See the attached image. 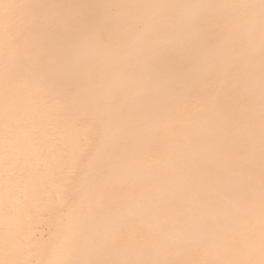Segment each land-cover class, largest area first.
<instances>
[{
  "label": "snow or ice",
  "instance_id": "obj_1",
  "mask_svg": "<svg viewBox=\"0 0 264 264\" xmlns=\"http://www.w3.org/2000/svg\"><path fill=\"white\" fill-rule=\"evenodd\" d=\"M173 7L0 0V264H264V0ZM161 28L183 41L162 44ZM169 54L179 64L161 76ZM53 105L61 140L45 126ZM162 123L185 146L193 127L210 142L185 158L203 196L180 227L159 214L166 194L124 202L122 177L177 168L145 167ZM211 204L223 211H200ZM49 213L38 244L30 221Z\"/></svg>",
  "mask_w": 264,
  "mask_h": 264
},
{
  "label": "bare ground",
  "instance_id": "obj_2",
  "mask_svg": "<svg viewBox=\"0 0 264 264\" xmlns=\"http://www.w3.org/2000/svg\"><path fill=\"white\" fill-rule=\"evenodd\" d=\"M14 3H121V4H144V5H173L170 9L164 10L169 16H179L190 11L189 9L179 7L183 5L192 4H237L250 3L258 4L259 0H11ZM156 39L162 44H167L170 40L181 42L184 37L173 34L170 28H161L156 33ZM258 46V40H257ZM192 55H195L193 53ZM223 65H230L233 63V56L226 54L220 59ZM179 64V57L173 54L165 55L159 61L158 70L161 76L177 67ZM135 78L134 73L130 70L128 80L132 81ZM258 78L259 70L257 69V101H258ZM149 86H154L150 84ZM195 98L190 101V104H195ZM258 113V104H257ZM176 119H182V114H178ZM162 131L158 140L152 148L151 155L147 158L145 167L151 166L152 160H162L173 157L177 161V168L175 171L160 169L155 175L151 177H144L141 172L126 175L122 177L123 187L125 188L124 202H134L141 199H148L153 194H166L161 200H157L156 204L159 206V214L169 220L170 226H183L188 217L194 211L193 201L197 196H203V189L197 188L194 182L186 180L184 177V163L187 155L204 153L210 148L209 138L204 127L190 129L192 138L191 144L185 146L183 141H174L167 133L166 126L162 123ZM68 134V130L63 129ZM62 130V131H63ZM257 139L259 135V120L256 121ZM87 146L84 149V164H87ZM211 182L218 184L221 187H227V178L215 177L211 178ZM258 196V192H257ZM202 213L212 215L223 209L216 204H211L200 210ZM203 243L211 248L215 241L209 233Z\"/></svg>",
  "mask_w": 264,
  "mask_h": 264
},
{
  "label": "flooded vegetation",
  "instance_id": "obj_3",
  "mask_svg": "<svg viewBox=\"0 0 264 264\" xmlns=\"http://www.w3.org/2000/svg\"><path fill=\"white\" fill-rule=\"evenodd\" d=\"M56 116V108L53 105L49 109V115L45 118V126L47 131L56 136L57 140H61L63 136L67 135L64 132L63 128L60 131H57L59 125L55 119ZM63 130V131H62ZM3 197V192L0 191V199ZM29 227L36 234V242L38 244H43L56 230V214L49 213L45 214L42 217H37L36 219L30 221ZM3 228H2V220H0V237H2Z\"/></svg>",
  "mask_w": 264,
  "mask_h": 264
}]
</instances>
